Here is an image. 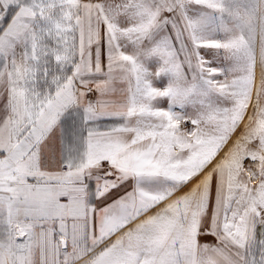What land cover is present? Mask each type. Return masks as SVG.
<instances>
[{"label": "snow or ice", "instance_id": "snow-or-ice-1", "mask_svg": "<svg viewBox=\"0 0 264 264\" xmlns=\"http://www.w3.org/2000/svg\"><path fill=\"white\" fill-rule=\"evenodd\" d=\"M0 264H264V0H0Z\"/></svg>", "mask_w": 264, "mask_h": 264}]
</instances>
